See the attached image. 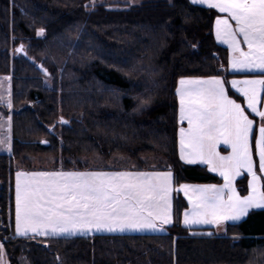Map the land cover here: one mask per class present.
Wrapping results in <instances>:
<instances>
[{
	"label": "trees",
	"instance_id": "obj_1",
	"mask_svg": "<svg viewBox=\"0 0 264 264\" xmlns=\"http://www.w3.org/2000/svg\"><path fill=\"white\" fill-rule=\"evenodd\" d=\"M217 15L191 0H0V75L11 77L12 100L10 109L0 106L11 117V151L0 152V241L9 264H264V209L217 235L181 224L179 191L163 233H15L19 170H169L175 189L222 182L182 162L177 138L181 78L241 76L225 73ZM244 180L236 181L240 194ZM204 231L210 236L190 235Z\"/></svg>",
	"mask_w": 264,
	"mask_h": 264
},
{
	"label": "snow or ice",
	"instance_id": "obj_2",
	"mask_svg": "<svg viewBox=\"0 0 264 264\" xmlns=\"http://www.w3.org/2000/svg\"><path fill=\"white\" fill-rule=\"evenodd\" d=\"M219 13L216 38L231 52L230 67L264 72V0H191ZM234 22V23H233ZM44 29L37 31L43 35ZM242 45H246V50ZM21 45L17 51H23ZM43 68V66L41 65ZM47 75V69H43ZM10 81V77H5ZM247 109L260 118L255 153L264 174V110L258 107L264 93V77L231 82ZM0 81V88H3ZM179 98L180 158L188 164L207 165L223 184H180L173 187V173L145 171H17L15 183L16 234L43 236L84 234L91 231L124 232L157 230L172 222L171 193L182 191L189 207L183 214L186 226L217 227L239 221L249 209L264 208V176L258 175L253 158L254 120L242 103L229 96L219 76L181 78ZM0 103L12 107L11 85L0 93ZM62 123H67L61 117ZM0 146L11 151V117L0 129ZM231 148L221 155L219 145ZM246 171L248 194L241 195L234 180ZM162 230V229H161ZM0 264H5L0 244Z\"/></svg>",
	"mask_w": 264,
	"mask_h": 264
},
{
	"label": "rangeland",
	"instance_id": "obj_3",
	"mask_svg": "<svg viewBox=\"0 0 264 264\" xmlns=\"http://www.w3.org/2000/svg\"><path fill=\"white\" fill-rule=\"evenodd\" d=\"M214 10H216V9H214ZM220 15H225V14H221V13L218 12V15L217 16H220ZM217 16H216V18H217ZM216 18H215L214 23H213L215 39H216V41L219 44L225 46L228 49V52H229L228 63H227V68H226L225 73L226 72H233V73L235 72V73L241 74V76H237V77H221V78L226 81V88H227L228 92L230 91L232 93V94H229L228 93L229 96L231 98H233V99H236L238 103H242V105L245 107V111L249 114V118L254 120V126H253L254 127V133H253V140H252V145H253V158H254V161H255V164H256L257 174L258 175H261V176H264V174H261L259 172V167H258L259 157H258V155H256L255 148H254L255 137H258L259 136V127H260V124H261L260 118L258 116H256L254 113H251V110L250 109H247L246 103H244V101H243V97L240 95V93H238L236 91V89L232 88L231 83H230L233 79H235V80H243V79L262 78L263 76H260V75H252V74H249V73L255 74V73H264V72H261L259 70H252V71L239 70V71H235V70H233L230 67V65H229V58H230L231 52H230V50H229V48H228V46L226 44L220 42L216 38V31H215V21H216ZM242 47H244L245 50H246V45H242ZM5 77H10V76L9 75H0V81H3V84H4V87L3 88H0V93H6L7 87L9 85V83L11 85V79H10V81L9 80H5L4 79ZM207 78H209V77H207ZM44 83H45V85H50L51 79L49 77H45L44 78ZM0 106L1 107L2 106L3 107H7V105L4 104V103H0ZM258 107L261 108L262 110H264V93H261V103L258 105ZM7 120H8V118L2 113V111H0V124H5L6 125ZM3 129H4L3 132H5V133H2V129H0V135H5L7 133L6 127L3 128ZM223 146L227 149V151L224 153V155H228L231 152V148L228 145H225V144H223ZM0 152L1 153H5V152H7V149L4 148L3 146H0ZM119 166H121V164H119ZM128 166H131V165H128ZM35 168L36 169H49V170H52L50 167H47V166H43V167H38L37 166ZM155 171H157V170H155ZM161 171H163V170H161ZM165 171H169V170H165ZM216 174H218V173H216ZM241 177H244L245 178V180H244L245 181V183H244L245 193L244 194H241L243 196V195H247L248 194V180L250 179V177L248 176V173L246 171H243L242 170L241 171V174L239 176H237L235 178V180H234L235 186H236V181L239 178H241ZM193 184H197V183H193ZM255 209H264V208H252V209H249V212L251 210H255ZM223 232H224V230H222L221 232H219V229H217V231L214 230V233L217 234V235H220ZM158 233H163V231H161V232L159 231ZM190 235H207V236H210V232L209 231H204V232H191ZM49 237H51V236H49ZM0 244H2L1 241H0ZM3 253H4V262H5V264H9V261L7 259V256H6V253H5V250H4V247H3Z\"/></svg>",
	"mask_w": 264,
	"mask_h": 264
},
{
	"label": "crops",
	"instance_id": "obj_4",
	"mask_svg": "<svg viewBox=\"0 0 264 264\" xmlns=\"http://www.w3.org/2000/svg\"><path fill=\"white\" fill-rule=\"evenodd\" d=\"M203 6H206V5H203ZM228 70V69H227ZM233 73V72H231ZM235 73V72H234ZM249 74H252V75H260V76H263L264 73H249ZM264 77V76H263ZM180 81V80H179ZM179 87V82L177 84V88ZM176 88V89H177ZM177 94V93H176ZM177 100H178V110H177V119L179 117V98L177 96ZM178 123H179V128H178V133H177V138H178V153H179V158H180V145H179V129L180 127H187V123L184 122V124L182 125L180 122H179V119H178ZM4 129H2V133H5L3 132ZM7 130V129H6ZM8 134V133H6ZM11 136V134H10ZM218 151H220L221 155H224V153L227 151V149L223 146V144L219 145V148H218ZM10 151L7 150L6 153H8ZM181 159V158H180ZM182 162L186 163L185 161L181 160ZM188 164V163H186ZM190 165H203V164H200V163H196V164H190ZM205 166L206 168L207 165H203ZM19 171H24V172H34V171H60V170H49V169H34V170H31V171H25V170H19ZM64 171V170H63ZM67 171H76V170H67ZM92 171H108V172H114V171H132V170H92ZM145 172H166L165 170L161 171V170H151V171H145ZM17 173V172H16ZM217 176H219L218 174H216L215 172H211ZM220 177V176H219ZM221 178V177H220ZM222 179V178H221ZM15 183H16V174H15ZM185 184V183H183ZM186 184H193V183H186ZM220 184H223V179H222V182ZM193 185H205V184H193ZM219 185V184H218ZM174 187V185H173ZM175 189V188H174ZM178 189V188H176ZM176 190H174L172 193H171V202H172V221H173V195H174V192ZM181 193V195L183 196L185 202H186V207L183 209V211L181 212V218H180V221H181V224L185 227H190V228H197V227H212L213 228V231H217V229H219V232H221L222 230H224V227L226 224L228 223H235V222H238V221H229L227 222L226 224H223L219 227L215 226V225H208V224H199V225H191V226H186L184 223H183V214L185 212V210L189 207L188 205V201L186 199V197L184 196L183 192L182 191H179ZM247 216V215H246ZM246 216L242 217L240 220L244 219ZM239 220V221H240ZM172 223V222H171ZM170 223V224H171ZM170 224H164V225H159L158 224V228L157 230H144V231H132V230H126L124 232H120V231H116V232H107V231H100V232H96V231H91V232H87V233H84V234H80V233H77L75 235H60L58 237H72V236H92V235H97V234H101V235H114V234H128V233H131V234H147V233H158L159 231H163L164 227L165 226H168ZM216 228V229H215ZM162 229V230H161ZM15 233H16V224H15ZM17 235V234H16ZM17 236H20V237H49V236H43V235H35L33 233H28L27 236H23V235H17Z\"/></svg>",
	"mask_w": 264,
	"mask_h": 264
}]
</instances>
